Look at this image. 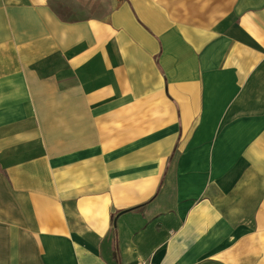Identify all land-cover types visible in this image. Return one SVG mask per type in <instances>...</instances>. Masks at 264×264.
I'll return each mask as SVG.
<instances>
[{
    "label": "crops",
    "instance_id": "1",
    "mask_svg": "<svg viewBox=\"0 0 264 264\" xmlns=\"http://www.w3.org/2000/svg\"><path fill=\"white\" fill-rule=\"evenodd\" d=\"M264 264V0H0V264Z\"/></svg>",
    "mask_w": 264,
    "mask_h": 264
},
{
    "label": "built area",
    "instance_id": "2",
    "mask_svg": "<svg viewBox=\"0 0 264 264\" xmlns=\"http://www.w3.org/2000/svg\"><path fill=\"white\" fill-rule=\"evenodd\" d=\"M139 264H152V263L148 261H141Z\"/></svg>",
    "mask_w": 264,
    "mask_h": 264
}]
</instances>
